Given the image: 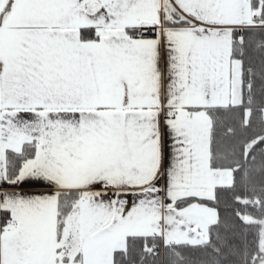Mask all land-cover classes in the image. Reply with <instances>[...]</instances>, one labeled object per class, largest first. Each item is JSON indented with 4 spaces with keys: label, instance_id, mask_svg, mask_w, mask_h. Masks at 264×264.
<instances>
[{
    "label": "snow or ice",
    "instance_id": "6c2138e0",
    "mask_svg": "<svg viewBox=\"0 0 264 264\" xmlns=\"http://www.w3.org/2000/svg\"><path fill=\"white\" fill-rule=\"evenodd\" d=\"M0 264H264V0H0Z\"/></svg>",
    "mask_w": 264,
    "mask_h": 264
}]
</instances>
